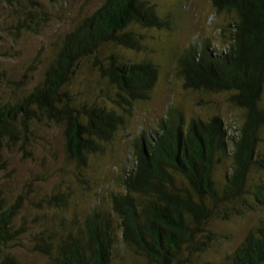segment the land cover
<instances>
[{
    "label": "trees",
    "instance_id": "16d2710c",
    "mask_svg": "<svg viewBox=\"0 0 264 264\" xmlns=\"http://www.w3.org/2000/svg\"><path fill=\"white\" fill-rule=\"evenodd\" d=\"M160 1L104 0L53 44L34 85L26 74L13 81L0 69V84L19 90L9 97L0 93V172L9 167L4 151L27 153L45 124L61 129L66 157L79 170L114 142L135 105L149 101L158 83V64L127 60L122 52L142 53L145 29L171 31ZM208 1L223 17V48L208 38L189 44L175 58L174 74L189 92L228 93L241 111L238 136L228 134L219 115L188 118L170 106L156 131L133 137L134 162L123 172L122 190L108 197L110 208L98 202L83 219L68 220L72 191L41 200L40 209L45 203L56 213L35 221L32 250L46 264H115L120 242L128 264H196L223 239L209 229L212 222L259 211L261 218L233 252L219 263L200 264H264V181L255 178L264 175V0ZM26 3L0 0V6L19 7L12 21L17 27L37 31L38 15L49 18L38 9L23 10ZM84 68L97 73L98 82L81 84L78 92L73 87ZM225 160L228 175L220 181ZM24 200L23 193L11 200L0 188V264H21L12 249L27 234L18 223Z\"/></svg>",
    "mask_w": 264,
    "mask_h": 264
},
{
    "label": "rangeland",
    "instance_id": "374dc122",
    "mask_svg": "<svg viewBox=\"0 0 264 264\" xmlns=\"http://www.w3.org/2000/svg\"><path fill=\"white\" fill-rule=\"evenodd\" d=\"M103 2L104 0H28L23 10L35 12L38 9L49 18L45 22L44 17L38 15L40 27L37 31H26L13 23L17 19L15 9L19 7L9 9L0 6V69L13 81L22 80L26 74L31 85H34L45 70L47 58L54 48L53 44ZM158 10L162 17H171V31L145 29L142 31L145 50L136 55L129 51L122 52L127 60L149 58L159 65L160 76L151 99L135 105L125 128L99 156L91 159L86 169H77L67 159L61 129L54 124H45L38 128L27 153L19 147L4 151L9 167L7 171L0 172V188L11 200L22 193L25 198L18 223L26 225L27 234L12 249L21 264L47 262L44 256L32 250L33 235L38 231V223L35 222L37 218L40 219V215L44 214L49 216V220L52 215H56L45 203L44 209H40L38 204L41 200L51 196L53 192L59 195L72 191L68 220L75 219V216L83 219L92 208H96L98 202L103 208H110L108 197L111 193L122 190L123 172L134 162L131 148L133 137L156 131L170 106L183 109L188 118L193 116L208 120L219 115L227 126L228 134L238 136L242 124L241 111L230 104L228 93L208 96L189 92L184 90L182 82L174 74L175 58L189 44L208 38L212 47L223 48L218 29L219 24L224 22L223 17L216 16L208 0H161ZM16 29H20V32ZM97 82V73L84 68L73 88L79 92L77 87L81 84L85 87L87 83L95 85ZM0 93L9 97L14 93L18 94L19 90L3 83L0 84ZM259 150L264 153L263 148ZM227 167L228 160H225L220 167L218 180L221 181L228 175ZM255 178L257 182L260 178L264 181V175L259 172ZM259 212H248L230 220L212 222L209 229L223 236V239L202 256L196 257V264L202 261L221 262L239 246L248 230L261 218ZM118 248L120 253L115 264H128V260H122L129 257L122 251L121 242Z\"/></svg>",
    "mask_w": 264,
    "mask_h": 264
}]
</instances>
